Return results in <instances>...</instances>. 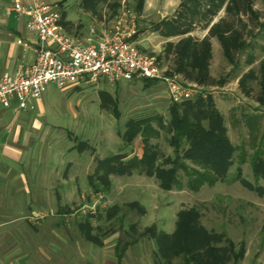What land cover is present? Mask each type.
<instances>
[{"label": "rangeland", "instance_id": "1", "mask_svg": "<svg viewBox=\"0 0 264 264\" xmlns=\"http://www.w3.org/2000/svg\"><path fill=\"white\" fill-rule=\"evenodd\" d=\"M183 1L145 0L144 10L138 14L135 0H127L126 3L122 0H108L99 6L97 14L84 13V16L100 32L124 4L133 10L139 22L138 38L146 40L139 45L140 49L157 59L168 78L190 87L194 94L211 95L225 118L232 144L243 147L250 157L259 146L264 148V106L259 102L264 66V0H253L254 13L247 12L244 8L239 14L228 13L223 9L209 28H205L201 20H196L194 26L184 27L189 33L164 36L165 23L175 20ZM81 2L82 0H71L68 7L65 4L59 5L62 22L68 8L69 12L79 17L76 12L81 8ZM76 21L80 22V19ZM219 23L226 29L237 31L244 42L251 45L247 53L236 55L234 63L224 56L218 39L209 36L210 29ZM74 32L70 33L75 34ZM189 38L199 42L211 39V78L206 84L196 82L194 74L187 77L176 71V49ZM249 53L254 59L253 64H248ZM251 70L256 72L257 79L249 81L247 87L242 88L241 82ZM147 84L150 83L143 80L121 81L117 84L100 80L64 90L54 84L47 87L42 105L37 109V118L51 126V134L55 137L51 144L58 146L57 150L53 149L51 152L52 180L56 177L61 179L66 171L67 180L72 178L73 181L68 185L66 193L71 199H76V202L71 208L72 213L64 218L65 221L60 222L58 230L55 229L61 240L53 234L47 236L53 222L42 227L38 224L41 236H44H38L35 240L37 246L55 247L60 257L58 264H119L116 257L119 240L126 242L137 239V244L128 248L121 264H182L181 258L174 257L171 253L168 258L164 257L156 238L151 235L140 236L155 228L157 235L173 237L178 229L180 214L195 210L200 214L201 225L206 230L218 236L226 233L235 244L236 251L241 246L245 247L246 253L240 264H264V194L261 192V189L264 190V180L256 182L249 160L243 166V178L252 188L235 180L238 166L236 160L226 181L215 186L206 185L197 192L188 188L166 192L155 178L147 177L139 171L131 176L111 175L109 192L96 193L91 189L88 178L96 175L97 158L105 159L120 153H126L130 157L143 155L141 137L128 148L121 138L129 120L154 115H162L169 120L171 100L167 86L161 82L151 83L152 87H147ZM103 95L117 100L119 116L118 113L114 114L103 108ZM80 142L87 144L82 152L77 148ZM153 143L164 156L173 157V149L165 133ZM58 156L60 160L55 159ZM134 203L139 206L131 207ZM115 206L119 207L120 216L125 219L123 226L118 218L112 221L105 218V213ZM57 211V207H53L52 213L55 216ZM88 213L104 215L101 221L96 218L92 220L94 228L101 229L102 234L115 231L114 235L104 240L103 246L87 242L78 229L77 223ZM216 246L226 247L227 243L218 242ZM228 264L234 263L231 261Z\"/></svg>", "mask_w": 264, "mask_h": 264}, {"label": "trees", "instance_id": "2", "mask_svg": "<svg viewBox=\"0 0 264 264\" xmlns=\"http://www.w3.org/2000/svg\"><path fill=\"white\" fill-rule=\"evenodd\" d=\"M68 0H65L67 2ZM108 0H82L85 10L97 14L99 6ZM253 0H184L175 20L165 23L164 36L172 37L189 33L184 27L195 24L201 20L205 28H209L213 19L223 10L226 12L241 13L244 8L247 12L254 13ZM63 4V3H62ZM145 0H135V10L141 14L144 10ZM65 19V15H64ZM63 23V22H62ZM211 38H217L224 56L231 62H235L236 55L247 53L251 45L244 42L241 35L231 28L226 29L222 24L214 26L209 31ZM177 69L179 74L187 77L195 75V81L206 84L211 78V61L213 59V45L211 39L195 41L193 38L186 39L176 49ZM248 64H253L254 59L248 55ZM264 66H262L261 96L259 102L264 106ZM257 79L255 71L251 70L241 82L245 88L249 81ZM152 87L158 81L143 80ZM250 94V91L247 92ZM102 106L119 116V105L103 95ZM169 120L162 115H154L148 118L131 119L126 124V130L121 135L126 147H131L138 137L143 144V155L133 156L126 153L112 154L105 159H96V175L89 177L91 189L100 193L109 192L111 189V175L131 176L136 171L147 177L155 178L161 189L166 192L183 190L199 191L204 186H215L219 182L228 179L229 173L236 160L235 180L242 184L252 186L243 178V166L250 161L253 176L256 182L264 180V148L259 146L252 156L248 157L243 147L232 144L228 135L225 118L218 110L215 100L206 93H197L189 100L181 103L171 101L169 107ZM167 135V141L173 149L172 156H164L154 140ZM87 147L86 143L80 142L78 150L82 152ZM262 194L264 190L261 189ZM138 203L131 204L137 208ZM68 214L72 213L67 210ZM121 210L115 206L105 213L107 221L118 218L121 226L124 217L120 216ZM104 218V215L96 216L88 213L82 221L77 223L78 229L85 240L96 246H103L104 240L115 234V231L101 233V229L93 226V219ZM151 235L157 239L160 253L168 258L171 253L179 257L182 264H240L245 256V247L241 246L236 251L235 244L222 233L219 236L206 230L200 222V214L191 210L182 212L179 216L178 229L173 237L169 235H157L155 228L147 230L140 236ZM138 240H119L116 247L118 263L126 254L128 248L137 244ZM226 242V247H217L218 242Z\"/></svg>", "mask_w": 264, "mask_h": 264}, {"label": "crops", "instance_id": "3", "mask_svg": "<svg viewBox=\"0 0 264 264\" xmlns=\"http://www.w3.org/2000/svg\"><path fill=\"white\" fill-rule=\"evenodd\" d=\"M70 1L0 0V79L22 65L34 64L38 54L39 39L27 29L28 17L14 11V5L44 2L63 3L68 7ZM66 11L62 25L68 33L82 41L88 39L90 29L97 28L84 16L91 12L85 10L81 2L76 12L79 22L69 8ZM137 41L140 45L146 40L137 38ZM42 101L43 98L36 102L37 109ZM37 109L16 112L0 103V264H58L60 257L55 247L37 246L35 240L44 236L38 224L42 227L53 222L47 236L53 234L61 240L55 231L71 214L67 210L71 211L76 202L66 193L73 182L71 177L67 180L66 171L61 179L52 180L51 152L58 146L51 144L55 140L51 126L37 118ZM53 207L58 209L56 216L52 213Z\"/></svg>", "mask_w": 264, "mask_h": 264}, {"label": "built area", "instance_id": "4", "mask_svg": "<svg viewBox=\"0 0 264 264\" xmlns=\"http://www.w3.org/2000/svg\"><path fill=\"white\" fill-rule=\"evenodd\" d=\"M126 3L127 0H122ZM28 17L27 29L39 39L37 59L22 65L0 79V103L16 112H35L51 84L64 90L103 80H153L167 86L169 99L176 103L195 95L187 87L168 78L155 57L140 49L139 22L136 13L125 4L101 32L90 29L85 41L70 35L62 25L59 5L37 2L13 7Z\"/></svg>", "mask_w": 264, "mask_h": 264}]
</instances>
